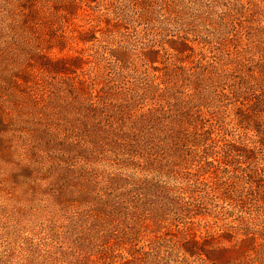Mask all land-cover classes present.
<instances>
[{
	"label": "rangeland",
	"instance_id": "374dc122",
	"mask_svg": "<svg viewBox=\"0 0 264 264\" xmlns=\"http://www.w3.org/2000/svg\"><path fill=\"white\" fill-rule=\"evenodd\" d=\"M156 246L264 264V0H0V264Z\"/></svg>",
	"mask_w": 264,
	"mask_h": 264
},
{
	"label": "trees",
	"instance_id": "16d2710c",
	"mask_svg": "<svg viewBox=\"0 0 264 264\" xmlns=\"http://www.w3.org/2000/svg\"><path fill=\"white\" fill-rule=\"evenodd\" d=\"M74 2V1H73ZM36 4H34V9L36 8ZM22 7L24 8V6L22 5ZM24 10V9H23ZM33 10V9H32ZM31 10V11H32ZM18 16L19 18H21L20 22L17 23L16 25H14L12 27V32L17 34L19 32V29H21L22 31H30V28L33 27V21L30 20V17L28 14H26L25 12H18L16 13L15 11L11 12L10 16L13 19V16ZM28 15V16H27ZM25 38V36L23 37V39ZM26 39V38H25ZM94 39L97 40V37L94 36ZM26 41V40H25ZM28 41V39H27ZM185 47H188V45L186 43L183 44ZM38 44L37 47L38 48ZM17 49V48H15ZM180 52H183L180 49ZM13 54H15V51H13ZM7 54H5L3 57H6ZM39 55V54H38ZM72 59V58H70ZM43 67H39V69H42ZM71 71L70 67H66L63 71H56V72H68ZM12 77H15V75H13L12 73ZM15 84H18L17 80H14ZM4 114V113H3ZM154 116H156V114H150V115H146L143 114L140 116L141 121H146V122H150V120L152 121ZM158 118V117H157ZM156 118V119H157ZM187 246L185 247V251L187 254H191V255H195L196 253H198L197 251L194 250L195 247L198 246L199 242L196 239H192V241L186 242ZM192 244V245H190ZM160 248L158 246H156L155 248H153V251L148 252L145 250H139L138 252V256L137 257H133V259L130 260H126L123 264H158V258L160 257Z\"/></svg>",
	"mask_w": 264,
	"mask_h": 264
}]
</instances>
